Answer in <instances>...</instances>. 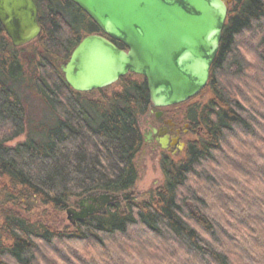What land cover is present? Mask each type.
Instances as JSON below:
<instances>
[{"label": "trees", "instance_id": "16d2710c", "mask_svg": "<svg viewBox=\"0 0 264 264\" xmlns=\"http://www.w3.org/2000/svg\"><path fill=\"white\" fill-rule=\"evenodd\" d=\"M35 2L31 44L15 48L0 23V264H264V0L230 4L208 86L178 105L195 138L184 156L161 157L163 184L62 228L50 216L70 200L135 189L151 100L137 75L99 100L74 91L61 66L104 34L71 0ZM22 84L53 117L37 135Z\"/></svg>", "mask_w": 264, "mask_h": 264}, {"label": "water", "instance_id": "95a60500", "mask_svg": "<svg viewBox=\"0 0 264 264\" xmlns=\"http://www.w3.org/2000/svg\"><path fill=\"white\" fill-rule=\"evenodd\" d=\"M104 36L85 37L61 66L78 93L106 90L122 78H145L151 106L162 109L195 98L207 86L234 0H71ZM35 0H0V23L15 48L41 35ZM114 42L124 45L120 49ZM98 194L66 211L75 224L134 196Z\"/></svg>", "mask_w": 264, "mask_h": 264}, {"label": "rangeland", "instance_id": "374dc122", "mask_svg": "<svg viewBox=\"0 0 264 264\" xmlns=\"http://www.w3.org/2000/svg\"><path fill=\"white\" fill-rule=\"evenodd\" d=\"M18 93L23 99L28 113V134L29 135H37L38 131L43 129L45 126L51 125L53 123V117L51 112L42 102V100L34 93L26 85L22 84L18 87ZM119 85H114L109 87L108 89L104 90V93L107 95H111L116 91H119ZM89 99L99 100L101 98V94L98 91L90 92L87 96ZM207 99V95L202 96L196 100H194L191 104L204 102ZM26 139V136L21 137L20 139L16 140L12 144L15 145L16 143L23 141ZM143 151L139 154L136 164L139 169V179L135 189L132 191L135 194V197L138 199H148L149 193L152 190H155L157 187L163 184V174L160 167V158L154 156L149 153ZM139 201V200H138ZM78 199L70 200L68 209H73L78 204ZM39 214H42V210H36ZM49 210L47 209V212ZM46 212V213H47ZM50 215V214H49ZM50 223L54 224L56 227L62 228L66 226L70 222L68 221V217L66 212L61 215H54L50 216Z\"/></svg>", "mask_w": 264, "mask_h": 264}, {"label": "flooded vegetation", "instance_id": "af4514ba", "mask_svg": "<svg viewBox=\"0 0 264 264\" xmlns=\"http://www.w3.org/2000/svg\"><path fill=\"white\" fill-rule=\"evenodd\" d=\"M186 116L187 113L178 105L162 109L150 106L146 114L139 117V126L145 143L144 152L160 159L163 155H170L175 159L184 156L188 143L195 138L192 134L191 123L187 121ZM81 201L79 200L78 203L85 205ZM78 206L76 205V208ZM5 210L6 207L0 193V216Z\"/></svg>", "mask_w": 264, "mask_h": 264}]
</instances>
